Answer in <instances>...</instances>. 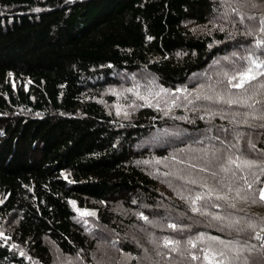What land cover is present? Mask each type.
I'll list each match as a JSON object with an SVG mask.
<instances>
[{
	"label": "trees",
	"instance_id": "obj_1",
	"mask_svg": "<svg viewBox=\"0 0 264 264\" xmlns=\"http://www.w3.org/2000/svg\"><path fill=\"white\" fill-rule=\"evenodd\" d=\"M231 8L226 0H0V264H34V259L49 264L47 240L67 253L90 249L97 222L117 233L113 242L129 256L115 264L146 263L144 250L130 239L131 225L151 230L139 220L140 213L149 221L158 216L169 224L191 226L187 239L204 233L238 241L245 249L255 245L243 252L240 264L245 258L249 264H264L262 244L246 228L248 221L264 226V203L258 197L264 185V120L254 118L264 113V103L249 108L185 100L179 114L187 119L180 122L186 136L159 145L149 140L153 134L165 137L170 124L160 108L147 103L121 121L95 94L121 73L139 69L153 72L165 90L182 87L190 94L200 84L193 80L200 73L220 67L232 74L247 66L239 54L229 64L219 59L235 48L243 49V57L255 53L264 58V49L255 47L256 40H264L258 31L264 10L235 14L234 7L232 25L196 29L221 12L231 15ZM241 16L247 23L237 20ZM248 23L251 35L244 31ZM223 73L212 82L224 90ZM262 83L264 77H259L246 86L256 93L255 100L264 101ZM201 110L212 120L198 116ZM213 130L220 136L196 141L193 132ZM196 145L201 151H193ZM229 155L256 162L237 172L258 177L247 201L235 197V188L244 187L242 180L233 182L231 193L217 183L225 176L231 179V173L219 172V163ZM211 171L218 173L216 179ZM179 176L207 179L228 195V202L213 194L206 209L210 214L193 213L181 195L207 190ZM115 199L133 210L138 206V213L123 217L110 212ZM90 200L97 202L95 222L82 215ZM10 223V229L2 228ZM179 249L173 253L162 247L165 251L158 254L159 249L147 248L149 263L194 264L189 246Z\"/></svg>",
	"mask_w": 264,
	"mask_h": 264
},
{
	"label": "rangeland",
	"instance_id": "obj_2",
	"mask_svg": "<svg viewBox=\"0 0 264 264\" xmlns=\"http://www.w3.org/2000/svg\"><path fill=\"white\" fill-rule=\"evenodd\" d=\"M232 4V8L235 7V14L241 13L242 11L246 14L252 13L253 10H264V0H226ZM253 4L256 6L254 7ZM234 6V7H233ZM231 8V15L227 14L225 11L221 12L215 19H211L208 22V25L205 26H196V29L200 28L202 30L213 29L216 27H225L228 25V22L233 23V19L235 18L232 14L234 13ZM242 12V13H243ZM235 20V19H234ZM237 20H240L237 19ZM247 23L246 20H244ZM249 26V28H248ZM198 27V28H197ZM250 23L246 25V33H249V30H252ZM243 49L235 48L231 53L227 54L224 57H220V60L226 61L228 64L235 59L233 54H239L243 58ZM227 57V59H225ZM217 67V66H216ZM215 67V68H216ZM220 68V67H219ZM213 72H204L197 75V77L193 80H198L200 84H197L196 87L190 94L188 92H177L176 89H183L176 88L174 90H165L163 92L160 89H163L159 83L157 76L146 69H139L134 72H123L121 73L115 82L108 84L107 86L100 89V91H95L96 96L100 98L103 104L107 107L108 110L113 112L121 121L130 119L133 114H135L136 110L139 106L145 105L147 103H151L155 107L160 108L161 113H163L170 123L168 125V129L166 132V136L163 137L162 134H153L151 139L149 140V144H159L164 145L169 142L167 139L175 140L176 138H181L186 136V129L183 128L181 121L187 120L186 118H182L179 114V109L182 103H185V100L190 101V99L195 98L197 94L200 95H214V91L209 88V85L215 86V91H221L224 87L223 84L219 85L215 82H212L213 79L219 80L222 76L220 75L223 73L221 70ZM240 68V66H239ZM243 68V67H242ZM221 69V68H220ZM219 72V73H218ZM221 72V73H220ZM212 75V76H211ZM213 77V78H212ZM203 85V87H200ZM128 89H132V91H128ZM139 94V95H137ZM140 97H144L145 99H141ZM187 97V98H185ZM173 100H175V105L173 104ZM213 105H218L217 103L212 102ZM211 103V104H212ZM223 105V103H220ZM208 110H215L214 107H205ZM127 113V115H125ZM198 116L205 117L208 121L212 120L210 115H207L202 110L198 113ZM183 119V120H182ZM207 125H210L208 123ZM184 131V133L182 132ZM219 131V130H218ZM218 131H209L207 132H193L195 133L196 141L202 139H216V135L220 136ZM168 135V136H167ZM193 151H197L198 149L201 151V147L198 145L193 146ZM197 149V150H196ZM188 172V171H187ZM189 174V172L187 173ZM186 174V175H187ZM189 178V177H188ZM198 180L201 178H197ZM264 186V185H263ZM137 201V200H135ZM105 206L104 203H101ZM88 207L82 209V213L84 210L88 212L97 213V202L88 201ZM138 206L134 207L135 210L139 209ZM142 207V206H141ZM152 205H148L146 207L147 210L152 211ZM137 208V209H136ZM143 208V207H142ZM110 212L115 213L116 215H123V217L130 215L135 210L126 206L125 201L122 199H115L112 200L110 203V208L108 209ZM132 210V211H131ZM135 213H138L137 211ZM93 216H88L92 221H98ZM86 217V216H85ZM95 218V220H94ZM139 220L146 222L145 220L139 218ZM11 224H7L2 226L4 229H10ZM146 224V223H145ZM148 224L151 226V230L149 232H145L142 228L133 227L131 228V241L136 243L140 248L144 250L146 256V263L142 264H151L149 263L148 258L150 254L147 251V248L156 249L159 251V254H162L165 250H162L163 246V239L162 235L165 232V237L174 236L176 238H181V244L179 248L186 250L187 245L185 241L187 240V233L191 230V226H181L184 230L183 231H174L168 227L169 223L167 221H163L161 217L155 216L153 219L148 220ZM130 225V224H128ZM155 227L156 229L152 228ZM158 230V232H155ZM117 233L110 227H105L99 222H97V230L93 232L91 237H94V244L87 250L77 251L75 254L67 253L62 251L61 248L52 240H47V243L50 247V258L49 264H115L123 260L129 259V256L124 252L120 251L119 248L116 247V244L113 242ZM167 235V236H166ZM208 236V235H207ZM161 247V248H160ZM169 248H166V251H169ZM91 257H90V255ZM149 255V256H148ZM31 255H27V259H31ZM150 259V258H149ZM148 260V261H147ZM194 264L196 261H193ZM34 264H45L33 260ZM158 264H160L158 262ZM197 264H200L198 261Z\"/></svg>",
	"mask_w": 264,
	"mask_h": 264
},
{
	"label": "snow or ice",
	"instance_id": "obj_3",
	"mask_svg": "<svg viewBox=\"0 0 264 264\" xmlns=\"http://www.w3.org/2000/svg\"><path fill=\"white\" fill-rule=\"evenodd\" d=\"M255 7L256 5L253 4ZM249 20H255L256 17L249 16L247 17ZM241 22H243L244 17H240ZM223 30V29H221ZM258 31L260 33H264V17L259 18V27ZM249 35L252 34L251 30H249ZM255 47L259 49H264V40H256L255 41ZM235 55V53L233 54ZM227 59V57L225 58ZM242 59L246 60L247 66L242 68L239 71H236L232 74H229L228 72H224L223 76L227 81L226 89L221 91H215V86L209 85V88L214 91V95H208L205 94L201 96L200 94H197L195 99L196 100H206L214 103H223L228 106L232 105H240V106H246L249 108H254L255 104H261L264 103V101L255 100L256 93L249 92V89L246 86H249L252 84L253 81H257L259 77H264V71H261L260 69H264V58L258 57L255 55V53H250L247 57H243ZM11 75V74H9ZM224 81H219L218 83H223ZM200 87H203L201 85ZM259 87L264 88V83L260 84ZM231 89L241 90L242 95H237L231 91ZM128 91H132V89H128ZM161 92L165 91L164 89H160ZM177 92H187V89H176ZM139 95V94H137ZM141 99H145L144 97H140ZM187 98V97H185ZM249 101H255V103H249ZM193 101H189V103H192ZM173 104L175 105V100H173ZM148 106H152L149 104ZM127 115V113H125ZM239 115V113H237ZM247 115V114H245ZM261 120H264V113H261L259 117ZM264 127V125H262ZM250 143V147L255 148L254 144ZM219 150H216L218 152ZM215 155V152L213 153ZM175 159V157H173ZM217 161H220V157H216ZM159 163V161H157ZM180 163H183V161H179ZM210 163V162H209ZM256 162L253 160H249L247 158H243L240 155H237L235 157L233 156H226L222 162L219 163V172L221 173H231V179H229L227 176L220 178L217 180V183L221 185L222 188H227V192L231 193L233 191V182L237 180H242L244 187H236L235 188V197L237 199L247 201L248 199V193L252 192L253 185L258 182V177L255 173L251 174V179L246 175H240L237 176V172H242L245 168L251 169L253 166H255ZM189 167L196 168L197 165L190 164ZM200 172H209V169L206 167H200ZM264 171V169H262ZM165 175H168V173H165ZM210 176L213 179H216L218 176V173L216 171H211ZM180 180H183L186 184L193 185L199 188H204L207 191H197L194 193V195H190L189 197L185 198L183 195H181L182 199H187L190 201L191 204V211L193 213H199L201 215H208L206 209L209 207V203L211 200V197L213 194H215V199L217 201L224 200L225 202H228L229 197L227 194L221 195L219 190L214 186L210 185L207 182V179L201 178H187L185 176H179L177 177ZM227 180V183L225 181ZM191 191V190H190ZM255 195V193H253ZM258 197L259 201L261 203H264V186L260 187L258 189ZM253 202L255 203V199H253ZM74 204V202H72ZM199 203L200 206H197ZM211 207H219L218 204L212 203L210 205ZM230 207L235 208V203L229 204ZM79 211V209H77ZM82 215L85 216H93L95 213L88 212L87 210H84ZM139 217L146 222H148V217L144 216L143 213L139 214ZM213 219L221 220L222 217L219 215H214ZM234 223H239V221H235ZM231 226V225H229ZM169 228H171L174 231H183L184 229L173 223L168 225ZM246 228L250 229L254 232V238L256 240H261V232H264V226H261L260 224H257L254 221H248L246 223ZM259 228V231H256V229ZM0 235H3V233H0ZM186 245L189 246L188 256H190L192 261H199L200 264H240L241 256L245 250L251 252L252 249H254L256 246L252 245L249 246L247 249H245L244 246H239L238 241H225L219 237L215 236H206L204 233H199L195 239L189 238L185 241ZM181 244V241L178 239H174L171 237H164L163 238V246L165 248H169L171 252H179V246ZM201 245H203L201 247ZM261 249L264 250V244H262ZM196 250V251H191ZM159 254V253H158ZM243 264H249V261L247 258L244 259Z\"/></svg>",
	"mask_w": 264,
	"mask_h": 264
},
{
	"label": "built area",
	"instance_id": "obj_4",
	"mask_svg": "<svg viewBox=\"0 0 264 264\" xmlns=\"http://www.w3.org/2000/svg\"><path fill=\"white\" fill-rule=\"evenodd\" d=\"M260 234H261L262 239L259 240V242H260L261 244H264V232H262V233H260Z\"/></svg>",
	"mask_w": 264,
	"mask_h": 264
}]
</instances>
